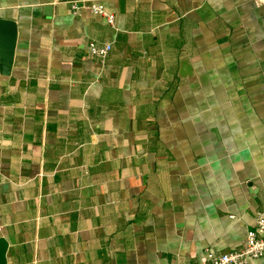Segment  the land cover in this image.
Segmentation results:
<instances>
[{
  "label": "crops",
  "instance_id": "obj_1",
  "mask_svg": "<svg viewBox=\"0 0 264 264\" xmlns=\"http://www.w3.org/2000/svg\"><path fill=\"white\" fill-rule=\"evenodd\" d=\"M0 0L6 264H199L264 209V0ZM108 43L104 64L88 43ZM249 264H264V256Z\"/></svg>",
  "mask_w": 264,
  "mask_h": 264
},
{
  "label": "built area",
  "instance_id": "obj_2",
  "mask_svg": "<svg viewBox=\"0 0 264 264\" xmlns=\"http://www.w3.org/2000/svg\"><path fill=\"white\" fill-rule=\"evenodd\" d=\"M81 9H87L92 14L103 17L106 22L114 27L115 15L101 4L93 0H71L69 10L72 14H77ZM111 50L108 43L98 45L95 42L88 43V53L98 60L102 65ZM264 256V209L256 213L255 224L248 229L239 249L214 254L208 253L199 264H249L251 260Z\"/></svg>",
  "mask_w": 264,
  "mask_h": 264
},
{
  "label": "water",
  "instance_id": "obj_3",
  "mask_svg": "<svg viewBox=\"0 0 264 264\" xmlns=\"http://www.w3.org/2000/svg\"><path fill=\"white\" fill-rule=\"evenodd\" d=\"M16 38L15 22L0 18V65L4 73H8L13 61V50ZM7 242L0 237V264H6Z\"/></svg>",
  "mask_w": 264,
  "mask_h": 264
}]
</instances>
